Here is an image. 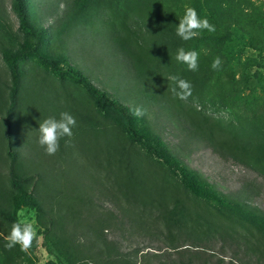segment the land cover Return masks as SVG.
Here are the masks:
<instances>
[{"label":"rangeland","instance_id":"374dc122","mask_svg":"<svg viewBox=\"0 0 264 264\" xmlns=\"http://www.w3.org/2000/svg\"><path fill=\"white\" fill-rule=\"evenodd\" d=\"M251 1L264 8V0ZM13 3L0 0V264H153L139 248L215 240L225 228L264 249L257 220L236 213L257 215L256 209L264 217V92L249 81L264 72L222 58L212 40L218 34L211 2L208 8L203 0H24L30 27L44 29L46 39L31 58L17 61L19 87L7 121L11 77L4 56L35 43L19 30ZM185 6L215 31L178 37ZM180 47L199 54L197 71L176 60ZM243 55L264 57L249 49ZM216 57L222 65L213 70ZM53 59L109 99L139 109L133 129L159 137L215 196L185 190L177 172L130 139L131 127L116 111L78 82L53 75L44 63ZM169 75L191 83L186 100L171 92ZM61 112L77 124L49 156L38 144L39 123ZM21 210L34 219L37 238L27 251L9 250L6 238Z\"/></svg>","mask_w":264,"mask_h":264},{"label":"trees","instance_id":"16d2710c","mask_svg":"<svg viewBox=\"0 0 264 264\" xmlns=\"http://www.w3.org/2000/svg\"><path fill=\"white\" fill-rule=\"evenodd\" d=\"M203 1V4L208 8L210 2L214 6L215 11L211 12L210 8L208 11L210 12L209 14L212 13L215 16L218 35L213 39L208 37V40H214L216 47H219L224 53L222 58L228 60L231 65H240L246 69L258 65L256 67L264 72V57L259 56V60H256L243 55L246 49L256 51L259 54L264 53V8L251 0ZM12 7L19 21V30L24 34L33 36L35 43L33 48H22L4 56V62L11 77L9 107L6 111L7 121L16 105V95L19 87L17 61L19 59L31 58L40 44L46 39V31L44 29L34 31L30 27L24 0H14ZM225 43L232 46H225ZM44 63L50 68L53 75L60 79L68 77L78 82L85 87L91 96L116 111L122 117L125 125L131 127L129 131L130 139L139 141L148 149L150 154L157 156L171 170L177 172L181 176V182L185 190L204 198L215 196L211 191L212 188L200 183L191 172L173 158L159 137L146 128L140 129L139 131L133 129L135 122L138 120L137 115L133 114L134 110L109 99L105 93L100 92L79 71L71 67L61 68L59 66V60L53 59L49 63ZM249 81L254 84L257 90L264 92V73L260 76L258 74L250 76ZM11 156L14 159L12 153ZM161 193H163L162 190ZM159 197L162 198L163 194H159ZM25 198L29 205L39 209L28 195H25ZM251 210L254 213L258 212V214L247 216V213L242 210L236 213H240V215L237 214L238 217L255 218L257 220L256 224H258V233L264 237V217L260 219L259 217L262 213L256 209ZM2 217L9 219L4 215ZM13 221L15 220L13 219ZM216 236V241L207 240L193 245H178L170 248V250H163L156 245L145 246V250L139 248L138 253L146 251L143 255L152 259L153 264H264V249L261 250L259 247L255 249L252 246L250 248L246 239L238 241L234 237V232L229 228H225V230H222Z\"/></svg>","mask_w":264,"mask_h":264},{"label":"clouds","instance_id":"9594fccd","mask_svg":"<svg viewBox=\"0 0 264 264\" xmlns=\"http://www.w3.org/2000/svg\"><path fill=\"white\" fill-rule=\"evenodd\" d=\"M214 32L215 26L205 18H201L196 9L192 6H185L183 16L179 19L176 27V35L183 41H188L200 35L201 31ZM198 53L194 50H185L184 47L177 49L176 60L187 64L189 71L198 70ZM222 65L220 57H216L211 65L213 70H218ZM174 86L171 92L181 100H186L191 95V83L179 75H169L167 77ZM133 114L139 115L140 110L135 109ZM76 119L68 112H61L59 119L50 116L39 123L38 144L44 148L49 156L55 155L60 148V139L67 136L72 137V129L76 127ZM37 238V228L34 219H30L23 210L17 213V219L11 226V231L7 236L5 247L12 249L19 245L22 251H27L34 239Z\"/></svg>","mask_w":264,"mask_h":264}]
</instances>
